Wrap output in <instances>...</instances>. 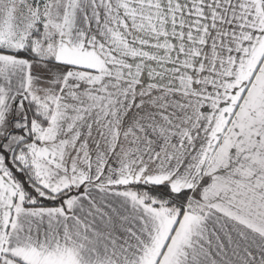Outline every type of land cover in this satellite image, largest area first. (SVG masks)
<instances>
[{
    "label": "snow or ice",
    "instance_id": "1",
    "mask_svg": "<svg viewBox=\"0 0 264 264\" xmlns=\"http://www.w3.org/2000/svg\"><path fill=\"white\" fill-rule=\"evenodd\" d=\"M0 264H264V0H0Z\"/></svg>",
    "mask_w": 264,
    "mask_h": 264
}]
</instances>
